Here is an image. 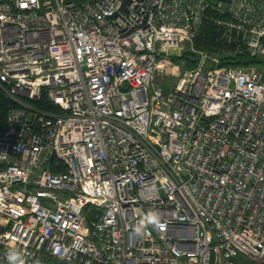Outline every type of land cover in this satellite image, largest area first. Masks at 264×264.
Segmentation results:
<instances>
[{
    "label": "built area",
    "instance_id": "1",
    "mask_svg": "<svg viewBox=\"0 0 264 264\" xmlns=\"http://www.w3.org/2000/svg\"><path fill=\"white\" fill-rule=\"evenodd\" d=\"M0 94V264H264V0H0Z\"/></svg>",
    "mask_w": 264,
    "mask_h": 264
},
{
    "label": "trees",
    "instance_id": "2",
    "mask_svg": "<svg viewBox=\"0 0 264 264\" xmlns=\"http://www.w3.org/2000/svg\"><path fill=\"white\" fill-rule=\"evenodd\" d=\"M194 47L198 50H208L212 51L214 48H219V43L217 42V35L215 31L210 28L203 29L199 36L194 39ZM195 55L190 52H184L181 56L182 59L186 60V68H191L195 64ZM258 63L256 59L248 56L247 54H241L232 58L230 61H222L221 65H232V66H243V65H254ZM37 105L41 108L47 109L50 106L45 105L44 102H38ZM15 104L10 100L5 98L0 94V130L4 128L6 124V118L8 111L14 108Z\"/></svg>",
    "mask_w": 264,
    "mask_h": 264
},
{
    "label": "clouds",
    "instance_id": "3",
    "mask_svg": "<svg viewBox=\"0 0 264 264\" xmlns=\"http://www.w3.org/2000/svg\"><path fill=\"white\" fill-rule=\"evenodd\" d=\"M150 221H156L157 215L155 213H151L147 217ZM143 224V221H141ZM10 264H24L23 259L21 258L20 252L18 250H11L8 256Z\"/></svg>",
    "mask_w": 264,
    "mask_h": 264
},
{
    "label": "rangeland",
    "instance_id": "4",
    "mask_svg": "<svg viewBox=\"0 0 264 264\" xmlns=\"http://www.w3.org/2000/svg\"><path fill=\"white\" fill-rule=\"evenodd\" d=\"M176 80L177 79H170V78L164 77L163 82H162V87L164 88V90H168L167 87L171 85V82L174 83ZM148 93H149V95L152 94L151 88L148 89Z\"/></svg>",
    "mask_w": 264,
    "mask_h": 264
}]
</instances>
